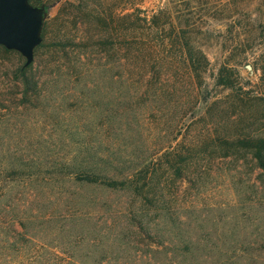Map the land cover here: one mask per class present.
I'll return each mask as SVG.
<instances>
[{"label": "rangeland", "instance_id": "obj_1", "mask_svg": "<svg viewBox=\"0 0 264 264\" xmlns=\"http://www.w3.org/2000/svg\"><path fill=\"white\" fill-rule=\"evenodd\" d=\"M31 3L45 14L27 83L0 45V264H264V169L217 138L264 134V0ZM178 30L208 59L200 85L128 95L93 69ZM225 63L233 91L215 84Z\"/></svg>", "mask_w": 264, "mask_h": 264}, {"label": "trees", "instance_id": "obj_2", "mask_svg": "<svg viewBox=\"0 0 264 264\" xmlns=\"http://www.w3.org/2000/svg\"><path fill=\"white\" fill-rule=\"evenodd\" d=\"M199 30L194 29L191 33L193 35H196V33L198 35L202 34L203 32ZM187 35L188 33L185 30H178L172 35V40L164 42L166 45L163 44V41L162 45H111V55H113L111 63L107 64L103 60L92 64L93 69L102 68L111 73L116 72L111 78H121L125 86L124 92L131 93L128 95L142 96L149 94L156 96L172 93L179 85L178 81L184 76L199 84L202 74L207 69L208 59L203 50L195 45ZM105 56L108 55L105 53L100 59ZM259 57L260 79L264 81V50ZM28 66L21 65L17 70L18 75L25 83H27ZM233 71L232 66L226 63L221 64L216 72L215 84L233 91L236 84ZM175 81L177 83L174 85ZM238 98L241 100L244 97ZM244 136L236 133L223 137L218 136L217 138L224 145L227 152L224 153L225 155H232L244 147L249 150L257 165L264 169V134ZM26 178H24L25 181ZM80 181L113 189L124 183V181L94 172L85 174ZM23 226V222H20L19 219H17V222L12 223V229L18 234L23 233L22 230L18 229V227L22 228Z\"/></svg>", "mask_w": 264, "mask_h": 264}, {"label": "water", "instance_id": "obj_3", "mask_svg": "<svg viewBox=\"0 0 264 264\" xmlns=\"http://www.w3.org/2000/svg\"><path fill=\"white\" fill-rule=\"evenodd\" d=\"M31 1L39 0H0V45L19 52L24 57V66L33 61L45 14L43 5Z\"/></svg>", "mask_w": 264, "mask_h": 264}]
</instances>
